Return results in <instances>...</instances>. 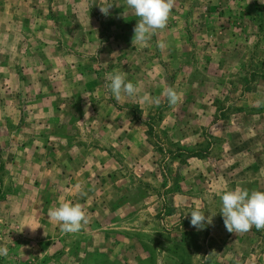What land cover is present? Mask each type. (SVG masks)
<instances>
[{"label":"rangeland","instance_id":"obj_1","mask_svg":"<svg viewBox=\"0 0 264 264\" xmlns=\"http://www.w3.org/2000/svg\"><path fill=\"white\" fill-rule=\"evenodd\" d=\"M138 20L125 0H0V264H264V237L226 230L225 191L207 188L204 171L227 136L261 133L264 155V0H175L147 46L132 42ZM116 70L136 96L117 100L105 87ZM167 87L181 94L175 106ZM113 119L120 125L106 128ZM71 132L83 168L63 165L70 180L51 183L46 143ZM70 181L87 182L86 195L64 189ZM66 201L86 210L79 233L47 216ZM195 209L216 213L213 224L192 227Z\"/></svg>","mask_w":264,"mask_h":264},{"label":"clouds","instance_id":"obj_2","mask_svg":"<svg viewBox=\"0 0 264 264\" xmlns=\"http://www.w3.org/2000/svg\"><path fill=\"white\" fill-rule=\"evenodd\" d=\"M126 5L139 17L133 31V44L147 46L152 35L158 30L166 28L169 17L174 9L175 0H125ZM112 6L100 7L102 14L107 16ZM157 46L161 49L167 47L163 41H158ZM125 73L118 70L109 73L106 80L109 81L105 87L110 90L115 99L120 100L123 96L133 97L140 91L137 85L127 82ZM163 95L166 97L169 106L177 105L181 100V94L173 87L164 89ZM142 102H152L148 95L140 97ZM157 106L160 98H153ZM261 103V101H257ZM80 122V121H78ZM81 196L86 193L80 184L76 185ZM222 207L220 213L226 230L229 233L243 234L255 227L256 230H264V192L249 190L237 186L235 190L225 191L221 195ZM205 216V212L195 209L191 211L190 224L197 230L204 229L205 225L213 224V217L216 213L210 212ZM50 220L59 222L60 231L63 234H76L88 225L89 219L84 206L81 203L73 204L71 201L61 203L58 207H50L47 212ZM8 255V248L0 246V257Z\"/></svg>","mask_w":264,"mask_h":264},{"label":"crops","instance_id":"obj_3","mask_svg":"<svg viewBox=\"0 0 264 264\" xmlns=\"http://www.w3.org/2000/svg\"><path fill=\"white\" fill-rule=\"evenodd\" d=\"M62 76H63V78L61 77V87L66 88L69 84L67 85L68 81L66 80L65 76L64 75H62ZM73 82L74 81H72V85H74ZM89 89L88 90L91 91V87ZM42 106L44 107V105H42ZM44 108H47V107H44ZM50 108H51V106H50ZM65 110H67V109H65ZM45 123L48 124V122H45ZM71 123H72V121H71ZM115 123L120 125L118 120L113 119L111 122L109 121V124H108V126H106V128L113 127ZM61 124H63L62 121H61ZM35 125L38 126V122H36ZM39 125H41V124H39ZM43 126H45V125H43ZM65 126H67V125H65ZM46 128H49V127H46ZM73 135H74V132L66 133V134L63 133V135H59L56 137L50 136L49 143H46L48 145L47 147L49 149L47 155H48V157L50 159V163H51L50 166H48V169L52 167V171L48 174L54 175L53 177H46L47 178L46 180L50 179L51 183L54 182L55 180H57L56 178L66 177V180H70L69 175L64 176V174L68 170H65L63 165H67V166L72 165V166H70L71 169L73 166H76L75 168L77 170L83 168L82 166H79L80 168L77 167L78 158H76L77 160L73 159L74 158V151L76 149L82 147V146H79L77 144L76 145L70 144V141L74 142V137H72ZM231 137H232V139L230 140ZM122 138H123L122 140L132 139L131 133L129 131H127V133L123 132ZM221 138H223V136ZM227 138L228 139H227L226 143L223 141L222 145H221L222 155H220V157L215 161V163L213 165L212 164L207 165V166L205 165L206 167L204 168V171L206 172V174H208V176H211L205 182L206 187L211 188L210 184H212L213 188H211V190L214 189L215 191H226L227 189L235 190V188L237 186H240L243 188H247L250 191L251 190H258V191L264 192V165L262 164V159H261V158H264V155H262L261 152H259V145H260L261 138H262L261 133H256V135H254L250 139L240 138L237 135L227 136ZM47 141H48V139L46 140V142ZM57 142L59 143V149L56 150V149L52 148L51 144L57 143ZM232 142L234 143L233 145H231ZM249 143L253 147L256 145V148L253 149L252 152L248 148ZM42 145H45V144H42ZM22 149L23 148H21V146L15 149L14 154H15L16 158L24 155L23 151H25V150H22ZM58 150L60 151L59 153H61L64 161H61V162L59 161L60 155H59L58 159H56V157H54V154H56V153L59 154ZM101 151H103V150H101ZM101 151L97 150V154H95V155L97 156L98 154H100L99 158L100 157H102L104 159H105V157L107 159L110 158L105 153V151H103L104 153ZM207 152H208V149H207ZM35 154H36V152H35ZM206 157L207 156H205L203 158H206ZM248 158H251V159L247 160ZM192 159H194V157H192ZM195 159H196V157H195ZM245 160L248 161V163H245ZM99 163H100V161L97 162L96 164H94L93 170L101 169V166H100L101 163L100 164ZM68 168H69V166H68ZM210 168H212V170L209 171ZM91 169H92L91 167H89V169H86V170L90 171V173H87L86 170L83 171V177H82L83 181H84L85 177L87 178L88 175H90L92 173ZM49 170H51V169H49ZM71 174H73V173L71 172ZM217 174H219V177L217 176ZM229 175H231L230 178H229ZM86 181H88V180H86ZM75 183L76 182L73 183L72 181L67 182L66 184H67V186L68 185L69 186L68 187L64 186V189H67V188L69 189V188L74 187ZM81 183H87V182H81L80 181V182H77L76 184H81ZM257 231L255 229L254 233L252 235L254 237V240L261 238V237H264L263 234H259V233H257ZM260 231H258V232H260ZM246 235L250 236L248 233H246ZM255 244L256 245L253 244L252 248L249 247V249L247 250V248L245 247V244L243 243L240 246L239 251L242 252L243 250H245V252L254 253L255 250H253V249L256 248L257 245L260 243L256 242ZM244 248H246V249H244ZM261 254H263V253H261Z\"/></svg>","mask_w":264,"mask_h":264},{"label":"trees","instance_id":"obj_4","mask_svg":"<svg viewBox=\"0 0 264 264\" xmlns=\"http://www.w3.org/2000/svg\"><path fill=\"white\" fill-rule=\"evenodd\" d=\"M197 154H199V153L198 152H192V153H190V156L196 157V156H198Z\"/></svg>","mask_w":264,"mask_h":264}]
</instances>
